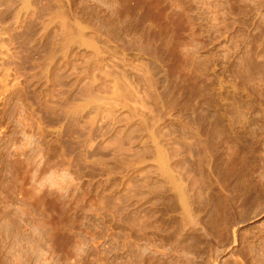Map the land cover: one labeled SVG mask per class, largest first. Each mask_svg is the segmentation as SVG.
<instances>
[{"label":"rangeland","instance_id":"1","mask_svg":"<svg viewBox=\"0 0 264 264\" xmlns=\"http://www.w3.org/2000/svg\"><path fill=\"white\" fill-rule=\"evenodd\" d=\"M14 2L0 264H264V0Z\"/></svg>","mask_w":264,"mask_h":264},{"label":"bare ground","instance_id":"2","mask_svg":"<svg viewBox=\"0 0 264 264\" xmlns=\"http://www.w3.org/2000/svg\"><path fill=\"white\" fill-rule=\"evenodd\" d=\"M1 1H2V0H0V2H1ZM3 1H8V0H3ZM3 1H2L1 3H2L3 5H4V3H5V7H6V6L8 5L9 2L7 3V2H3ZM10 1H11V0H10ZM12 1H13V0H12ZM14 1H15V0H14ZM14 1H13V3H14V5H15V2H14ZM16 1H17V0H16ZM20 1H22L21 3H22V7H24V9H25V7H28V5H29V3H30V0H20ZM20 1L18 0V2H20ZM18 2L16 3L17 6L20 5V4H18ZM6 3H7V5H6ZM13 3H12V4H13ZM2 4H1V6H2V8H3V5H2ZM12 4H9V5L11 6ZM9 5H8V6H9ZM8 6H7V7H8ZM7 7H6V8H7ZM11 7H13V5H12ZM14 7H15V6H14ZM14 7H13V9H14ZM20 7H21V6H20ZM2 8H0V9L3 10L4 8H3V9H2ZM6 8H5V10H6ZM8 8H9V7H8ZM9 9H10V8H9ZM15 9H16V10H20L19 6H18L17 8H15ZM15 9H14V12H12V14H14V13L16 12ZM21 9H22V8H21ZM1 10H0V11H1ZM10 10H12V9H10ZM10 10H9V12L7 11L9 14L11 13ZM26 10H27V9H26ZM26 10H25V11H26ZM1 12H2V11H1ZM3 12H5V14H6V11L3 10ZM19 13H21V10L18 12V14H19ZM3 14H4V13H3ZM3 14H1V15H3ZM12 14H11V15H12ZM15 14H17V13H15ZM18 14H17V16H19ZM7 15H8V14H7ZM11 15H10V16H11ZM10 16H8V19H9ZM12 16H13V15H12ZM12 16H11L10 19H12ZM0 18H1V16H0ZM5 18H6V17H5ZM5 18H4V15H3V19H4V21L6 20ZM13 18H14V19H12V20H15L16 16H15V17L13 16ZM1 20H2V19H1ZM16 20H17V18H16ZM16 20H15V21H16ZM1 22H2V21H1ZM13 22H14V21H13ZM16 22H17V21H16ZM0 35H1V34H0ZM207 112H208V111H207ZM208 113H209V112H208ZM206 116L209 117V116L207 115V113H206ZM207 117H206V118H207ZM209 118H210V117H209ZM209 120H210V119H209ZM209 120H208V122H209ZM209 124H210V122H209ZM197 128H198V127H197ZM198 130H199V128H198ZM198 130H197V131H198ZM199 132H200V131H199ZM197 133H198V132H197ZM208 135H209V134H208ZM198 138H199V137H198ZM241 144H242V143H241ZM201 151H202V150H201ZM200 156H201V155H200ZM199 158H201V157H199ZM197 159H198V157H197ZM180 160H181V159H180ZM182 171H183V170H182ZM187 181H188V180H187ZM187 190H188V189H187ZM182 197H183V196H182ZM187 198H188V197H187ZM182 199L184 200V197H183Z\"/></svg>","mask_w":264,"mask_h":264}]
</instances>
